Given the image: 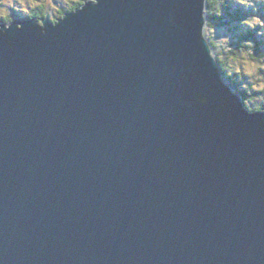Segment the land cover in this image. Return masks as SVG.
I'll use <instances>...</instances> for the list:
<instances>
[{"label":"water","instance_id":"water-1","mask_svg":"<svg viewBox=\"0 0 264 264\" xmlns=\"http://www.w3.org/2000/svg\"><path fill=\"white\" fill-rule=\"evenodd\" d=\"M205 9L0 24V264H264V113L221 81Z\"/></svg>","mask_w":264,"mask_h":264},{"label":"trees","instance_id":"trees-1","mask_svg":"<svg viewBox=\"0 0 264 264\" xmlns=\"http://www.w3.org/2000/svg\"><path fill=\"white\" fill-rule=\"evenodd\" d=\"M259 0H257L258 2ZM86 0H77L72 2L71 6L65 7L64 10L61 11V17L65 16L67 12H73L80 6H82ZM254 0H206V28L205 34L208 40L210 41L212 47L218 50V60L220 64V69L222 70V76L225 77V84L228 85L235 93H238L244 100L246 108L251 112L261 111L264 113V96L261 97L262 103L258 106V109L250 107L247 103L248 101L254 102V93L256 89H259L257 85L254 84H247V90H241L240 87L236 84L235 81H230L229 78L226 77L227 69V60L223 57L224 52L219 50L218 43L209 37L206 32L207 27L212 28V26H218L221 30H231V35L228 37L230 42L229 52L228 54H243L246 55L245 57L248 59L254 60L256 63L260 64V70L262 71L261 77L264 81V24H261L259 20L261 19L260 15H256L255 10L257 12L264 15V8L256 6L253 4ZM251 4V5H250ZM263 12H260V11ZM55 11V10H53ZM50 9L46 7L40 6L34 14L28 16L31 19H37L39 23H42V19L48 18ZM17 14H22L21 12H15V17ZM53 21H57L58 18L51 14L50 16ZM49 17V18H50ZM255 17H257L255 19ZM50 18V19H51ZM12 18L8 17V15H4L1 18V21L7 23L11 21ZM262 20V19H261ZM263 21V20H262ZM222 53V54H221ZM258 92L264 94V88L258 90Z\"/></svg>","mask_w":264,"mask_h":264},{"label":"rangeland","instance_id":"rangeland-1","mask_svg":"<svg viewBox=\"0 0 264 264\" xmlns=\"http://www.w3.org/2000/svg\"><path fill=\"white\" fill-rule=\"evenodd\" d=\"M75 1L77 0H0V23H4L3 21H1V18L4 15H8V17L12 18L14 21L18 18L30 20L31 18H28V16L34 14V12H36V10L40 6H43V7L47 6V9H50L51 13H49L48 18L51 16V14H53L54 16H56V18L59 19L61 16H63L61 15V11L62 10L65 11L66 9L65 7L71 6L72 2H75ZM253 4H256V6L259 5L260 8L261 6L262 8H264V0H259L258 2L257 0H254ZM16 11L23 13V15L17 14V16L15 17L14 15ZM260 12H263V11L261 10ZM254 13H256V15H260V16L262 15L261 19L263 21L261 19L259 21L262 22L261 24H264V15L257 12V10H255ZM256 18L257 17H255V19ZM50 20L53 21L52 18ZM53 22H56V21H53ZM9 23L10 21L5 24H9ZM206 32L207 34H209L208 35L209 37H211L213 40H215L218 43V45L220 46L219 50L221 52H224L223 57L227 60V69H225L226 74H227L226 77L229 78L230 81L232 80V81L237 82L236 84L239 86V88L242 86L240 88L241 90H244V89L247 90L246 86H248L247 84H249L250 82H251L250 84H254L259 87V89L254 90L255 91L254 93L255 101L252 102L249 100L247 103L250 107L258 109V106L261 105L262 103L261 97L264 96V94L262 95V93L258 92V90L264 88V81L261 77L262 71L260 70V67H259L260 64L256 63L252 59L246 58L245 57L246 55H243V54H237V53L228 54L227 53L226 55V52L230 51L228 48L230 47V43H228L230 39L228 37L231 35V30L230 31L226 29L221 30L218 26L214 25L212 26V28L211 26L207 27ZM215 50H216L215 53H217L218 50L217 49ZM223 79H226V78L223 77ZM251 113H263V112L257 111V112H251Z\"/></svg>","mask_w":264,"mask_h":264},{"label":"bare ground","instance_id":"bare-ground-1","mask_svg":"<svg viewBox=\"0 0 264 264\" xmlns=\"http://www.w3.org/2000/svg\"><path fill=\"white\" fill-rule=\"evenodd\" d=\"M220 78H221V81H224L223 80V76H222V73L220 72Z\"/></svg>","mask_w":264,"mask_h":264},{"label":"flooded vegetation","instance_id":"flooded-vegetation-1","mask_svg":"<svg viewBox=\"0 0 264 264\" xmlns=\"http://www.w3.org/2000/svg\"><path fill=\"white\" fill-rule=\"evenodd\" d=\"M48 19H49V18H48ZM12 20H13V19H12ZM12 20H11V21H12ZM11 21H10V22H11ZM0 24H1V23H0Z\"/></svg>","mask_w":264,"mask_h":264}]
</instances>
